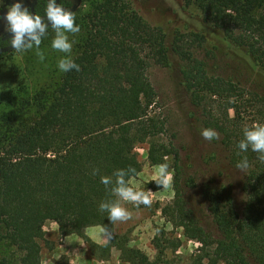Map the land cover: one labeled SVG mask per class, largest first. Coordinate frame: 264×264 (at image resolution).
Masks as SVG:
<instances>
[{"label":"trees","instance_id":"obj_1","mask_svg":"<svg viewBox=\"0 0 264 264\" xmlns=\"http://www.w3.org/2000/svg\"><path fill=\"white\" fill-rule=\"evenodd\" d=\"M187 2L264 69V0ZM46 4L47 0H35L32 12L46 20ZM63 4L72 11L71 2ZM82 20L85 35L74 56L80 71L63 73L54 88H40L15 104L9 96L12 83L0 88V101L10 102V108L0 112V243L13 249L0 264H41L40 241L45 239L47 220L56 223L59 235L75 233L92 250L108 253V247L93 243L85 229L104 225L114 230L98 209L101 200L114 198L100 176L129 166L138 174V144H148L150 164L170 158L174 178L181 176L177 148L161 138L166 120L153 110L157 94L147 74L152 63L170 64L165 32L147 23L125 0L95 1ZM5 43L0 40V45ZM171 49L181 61V83L192 104L201 109L204 127L220 134L232 165L247 156L250 166L242 179L239 213L229 187H209L205 197L210 221L205 223L176 183L177 204L168 212L169 219L199 244L190 264H264V163L251 150L237 154L243 127L264 122V94L209 74L192 46L184 48L182 37H175ZM9 51L0 50V61ZM93 168L99 169L96 176ZM165 242L152 241L153 259L129 246L123 236L117 237L116 248L128 264H159L165 247L176 250L181 241ZM54 264L68 263L60 257Z\"/></svg>","mask_w":264,"mask_h":264},{"label":"rangeland","instance_id":"obj_2","mask_svg":"<svg viewBox=\"0 0 264 264\" xmlns=\"http://www.w3.org/2000/svg\"><path fill=\"white\" fill-rule=\"evenodd\" d=\"M95 1L99 0H71L72 11L76 12L75 22L81 27L80 33L73 37L76 41L73 46V57L85 35L82 18ZM125 1L147 23L160 27L166 34V41L170 47V64L160 66L152 63L147 74L157 94L153 110L166 120L167 131L161 138L164 142L172 141L177 148L182 173L179 178L173 176L172 184L168 188H162L160 185L157 189L148 188V183L157 185L154 181H149L144 186L156 164H150L148 160V144H138L135 152L141 163V170L134 180L137 186H144L146 190L151 191L152 204L140 205L138 208L127 204L132 212V219L114 224L113 231L116 232L114 240L116 242L118 236H123L129 246L141 249L150 259L156 256V249L152 243L155 239L164 245L166 240H180L176 250L168 245L165 247L159 264H190L199 244L187 239L183 235V228L175 225L168 215L171 208H175L177 204L175 184H180L187 205L207 223L210 218L205 190L219 185L229 187L233 208L239 213L244 202L241 184L245 171H240L229 162L228 152L221 143V137L219 140L208 141L201 136L200 130L205 128L204 117L201 109L192 104L183 88L179 72L181 61L172 51V44L175 37H182L184 48L192 46L198 58L205 61L209 74L232 79L246 89L260 94H264V69L257 66L242 48L231 44L218 28L204 21L195 5L188 3L187 0ZM31 2L32 0H23L26 6ZM7 6L5 1L4 5H0V36L10 32L5 30L6 21L3 19ZM194 33L202 38L200 43L194 39ZM52 36L53 30L50 28L41 44V50L45 52L44 62L39 61L35 50L24 53L21 58L14 49L0 61V88L12 83L14 90L9 96L13 99V104L23 97L29 98L40 88H54L59 82L63 73L57 70L56 61L63 54L51 48ZM8 105L10 102L7 99H4L3 103L0 101V112L8 110L10 108ZM168 162L171 168L170 158ZM55 225V222L47 220L43 228L52 231ZM45 241L46 239L40 241L41 248L45 246ZM11 253H13L11 247L0 243V258L8 257Z\"/></svg>","mask_w":264,"mask_h":264},{"label":"clouds","instance_id":"obj_3","mask_svg":"<svg viewBox=\"0 0 264 264\" xmlns=\"http://www.w3.org/2000/svg\"><path fill=\"white\" fill-rule=\"evenodd\" d=\"M0 5H4V0H0ZM45 14L46 20L38 13H31L24 5L23 0H14L11 5L7 6L3 17L6 21L5 30L13 34L8 43L11 44L19 57L22 58L24 53L35 50L39 61L44 62L45 52L41 50V44L48 35L50 23V28L53 30L50 46L54 51L63 54L56 61L57 70L60 73L80 71V66L72 55L76 42L73 37L81 31L80 25L75 22L76 12L65 8L63 0L59 4L56 0H47ZM230 102H234V100L230 99ZM200 134L208 141L220 139V134L210 127L201 128ZM237 148L239 149L238 155L251 150L257 153V159L264 163V122L255 121L243 127L242 138L238 141ZM249 166L247 156H243L236 164L237 169L242 172L246 171ZM98 173L99 169H92L93 176ZM136 175L137 169L129 166L117 168L111 175L100 176V182L114 198L101 200L98 209L100 212L106 213L111 224L132 219V212L126 206L129 203L136 208L140 205L151 206V191L144 187L147 182L154 181L162 188H168L173 181V171L167 158L155 166L143 187L136 185L134 180ZM96 231L100 236L107 238L105 243L111 240L112 233L104 225H100Z\"/></svg>","mask_w":264,"mask_h":264},{"label":"crops","instance_id":"obj_4","mask_svg":"<svg viewBox=\"0 0 264 264\" xmlns=\"http://www.w3.org/2000/svg\"><path fill=\"white\" fill-rule=\"evenodd\" d=\"M56 227L55 225L52 231L45 227L43 228L46 244L40 251L41 264H54L60 257H64L68 264H128L119 258V251L116 248V242L114 240L116 232H111V240L105 243L107 238L100 236L96 231L99 225L89 226L85 229L86 236L93 243L106 245L108 247V253L101 255L99 251H93L88 244L75 233H66L62 236L59 235ZM43 249H45V253H43Z\"/></svg>","mask_w":264,"mask_h":264},{"label":"water","instance_id":"obj_5","mask_svg":"<svg viewBox=\"0 0 264 264\" xmlns=\"http://www.w3.org/2000/svg\"><path fill=\"white\" fill-rule=\"evenodd\" d=\"M8 5H11L12 4V2L10 1V0H4ZM35 0H33L28 6H26L27 8L29 7V9H30V12L31 13H33L32 12V5H33V2H34ZM56 2H58V0H56ZM47 22V21H46ZM49 26H50V23H49ZM12 33L11 32H8V33H6V34H4V35H2V36H0L1 38V40H5V39H8V38H10V37H12ZM11 49H13L12 48V46H11V44H7V45H5V46H3V47H0V50H5V51H8V50H11Z\"/></svg>","mask_w":264,"mask_h":264},{"label":"flooded vegetation","instance_id":"obj_6","mask_svg":"<svg viewBox=\"0 0 264 264\" xmlns=\"http://www.w3.org/2000/svg\"><path fill=\"white\" fill-rule=\"evenodd\" d=\"M32 1H33V0H32ZM57 4H59V0H58ZM0 38H1V37H0ZM10 39H11V37L8 38V39L2 40V41H6V43L3 44V45H0V47H3V46H5V45H7V44H10V43H8V41H9ZM0 40H1V39H0Z\"/></svg>","mask_w":264,"mask_h":264}]
</instances>
